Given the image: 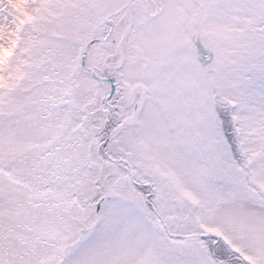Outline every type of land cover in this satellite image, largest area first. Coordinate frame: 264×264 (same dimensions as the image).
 <instances>
[{"label":"snow or ice","instance_id":"1","mask_svg":"<svg viewBox=\"0 0 264 264\" xmlns=\"http://www.w3.org/2000/svg\"><path fill=\"white\" fill-rule=\"evenodd\" d=\"M0 264H264V0H0Z\"/></svg>","mask_w":264,"mask_h":264}]
</instances>
